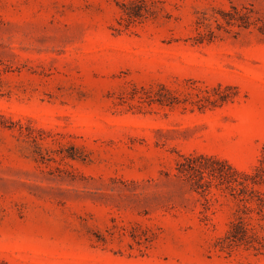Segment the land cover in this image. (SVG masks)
Instances as JSON below:
<instances>
[{
    "label": "rangeland",
    "instance_id": "374dc122",
    "mask_svg": "<svg viewBox=\"0 0 264 264\" xmlns=\"http://www.w3.org/2000/svg\"><path fill=\"white\" fill-rule=\"evenodd\" d=\"M263 146L264 0H0V264H264L176 170Z\"/></svg>",
    "mask_w": 264,
    "mask_h": 264
},
{
    "label": "trees",
    "instance_id": "16d2710c",
    "mask_svg": "<svg viewBox=\"0 0 264 264\" xmlns=\"http://www.w3.org/2000/svg\"><path fill=\"white\" fill-rule=\"evenodd\" d=\"M126 14L129 17L140 16L141 9ZM187 95L189 98H197L192 104H196L199 109L207 105L216 106L218 102L207 88H197V92H187ZM222 98L219 100H224ZM156 100L166 105L179 102L172 95L170 99L160 97ZM176 170L179 174L193 177L201 192L208 191L209 185L215 181L216 186L228 190L236 198V218L231 221L225 234V245H243L247 249L264 252V146L257 166L250 173L239 171L226 161L205 155L184 157L183 162L177 163Z\"/></svg>",
    "mask_w": 264,
    "mask_h": 264
}]
</instances>
